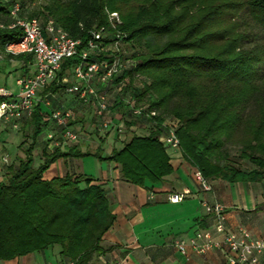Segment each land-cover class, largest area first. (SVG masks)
Returning <instances> with one entry per match:
<instances>
[{
  "label": "trees",
  "instance_id": "1",
  "mask_svg": "<svg viewBox=\"0 0 264 264\" xmlns=\"http://www.w3.org/2000/svg\"><path fill=\"white\" fill-rule=\"evenodd\" d=\"M15 1L20 16L36 18L42 27L52 20L79 39L80 48L101 27L105 43L120 34L122 55L134 64L113 79L109 112L130 136L106 155L81 151L76 142L45 146L33 167L47 111L37 102L23 114L19 125L29 128L28 143L19 144L22 156L0 181V260L58 245L63 259L86 264L92 253L105 251L101 238L114 214L103 184L83 174L44 179L60 158L112 161L125 181L152 186L173 172L168 147L159 139L172 129L182 157L207 180L264 179V0ZM8 10L0 0V20L6 23ZM112 12L120 20L114 27L108 21ZM20 34L16 27L0 28V51ZM13 58L25 62L30 56L3 53L0 64ZM78 61L76 55L65 59L41 95L63 92L60 79ZM131 107H141L142 114L133 115ZM236 161L250 167L239 168Z\"/></svg>",
  "mask_w": 264,
  "mask_h": 264
},
{
  "label": "crops",
  "instance_id": "2",
  "mask_svg": "<svg viewBox=\"0 0 264 264\" xmlns=\"http://www.w3.org/2000/svg\"><path fill=\"white\" fill-rule=\"evenodd\" d=\"M7 64H14V67L5 75L1 74L0 85L15 92L13 81L15 76L21 73L31 75L34 66L31 57L25 62L13 58ZM11 73L14 74L13 80H9ZM60 94L67 98L63 103ZM60 94L55 93L52 107L86 108L92 113L93 121H96L92 108L82 106L73 95L63 92ZM45 110L49 112V109L45 108ZM77 117L72 113L69 125L78 131L79 127L72 125ZM45 122L51 123V121ZM19 128L20 125L16 129L13 128L10 121H0V146L4 149L5 143H11L17 147L15 161H11L6 154L1 155L0 181L5 180L8 166L15 165L22 156L18 147L21 143L17 132ZM78 136V140L75 141L77 144L79 140L86 139L84 134ZM128 138L129 136H119L117 139L115 135L119 145L108 149L107 154L112 148H119ZM69 143L63 142L60 146ZM40 146L41 150L45 146L48 148L46 136H39L33 150V156L40 153L37 157L41 161ZM168 152L173 172L161 183L152 186H138L125 181L120 175L117 164L112 161L97 160L92 155H88L89 160L86 163H84L85 156L60 158L45 170L44 179L63 176L66 173L83 174L103 184L110 211L114 214V221L101 238V245L106 248L105 251L98 255L92 253L86 264H225L222 250H209L204 255L191 252L182 255L172 245L174 238L191 236L198 229L208 230L213 238L220 239L221 235L216 232L213 217L204 211L205 203L223 204L226 225L229 229L244 227L251 236L264 238V180L261 182L263 189L259 191L256 184L260 181L236 182L235 184L240 186H234V183L221 179H208L211 190L203 191L193 178L195 168L182 157L181 152L171 149H168ZM2 156H6L7 162L2 161ZM74 165L79 167L75 168ZM184 189H188L189 194L181 202L170 203L166 200L168 193L181 192ZM0 264H72V262L63 259L59 254V246L53 245L43 251L0 260ZM259 264H264V256L260 257Z\"/></svg>",
  "mask_w": 264,
  "mask_h": 264
},
{
  "label": "built area",
  "instance_id": "3",
  "mask_svg": "<svg viewBox=\"0 0 264 264\" xmlns=\"http://www.w3.org/2000/svg\"><path fill=\"white\" fill-rule=\"evenodd\" d=\"M9 4V22L0 20V28H19L20 36L7 42L3 53L10 56L19 54L29 55L32 59L34 72L31 75L18 74L14 79L16 91L0 85V121H10L13 128H18L23 114L29 115L34 105L39 102L49 112L44 115L45 121H51L60 130L63 142L78 140L77 130L69 125L72 113L68 109L52 107L54 93L41 95L44 88L56 80L62 62L76 55L79 61L71 68L70 74L60 79L62 91L75 96L83 106L93 109L94 118L100 129H107L112 119L110 117L109 89L113 79L134 64V60L124 57L121 51L120 34H114L109 43H105L106 33L103 27L91 32V37L86 41L85 47H79L81 41L73 39L65 30L48 20L44 27L36 18L20 16V5L15 0H3ZM108 21L114 27L119 23L115 12L108 14ZM98 56H101L100 58ZM133 115H141V107H131ZM150 111L149 115H154ZM121 125V124H120ZM160 141L173 151H179V140L172 129L167 134L160 136ZM49 149L58 147L61 142L54 138L52 132L46 134ZM2 161L7 162L6 156ZM193 178L203 191H210L211 186L202 173L194 169ZM188 189L181 192H170L166 200L170 203L181 202ZM204 211L211 215L215 222V229L221 237L213 238L210 231L198 229L191 236H178L173 239L172 245L182 255L191 252L204 255L209 250H222L225 264H259V259L264 256V238L253 237L244 227L231 230L226 225V215L223 204H203Z\"/></svg>",
  "mask_w": 264,
  "mask_h": 264
},
{
  "label": "rangeland",
  "instance_id": "4",
  "mask_svg": "<svg viewBox=\"0 0 264 264\" xmlns=\"http://www.w3.org/2000/svg\"><path fill=\"white\" fill-rule=\"evenodd\" d=\"M13 67H14V64H0V77H1V74L5 75ZM13 79H14V74L11 73L9 80H13ZM60 96L62 97L63 94H60ZM66 99L67 98L62 97L61 103L65 102ZM65 106L67 105L65 104ZM67 108L75 116H78L72 124L73 126L76 125L75 127H79L77 133L79 135H82V134L86 135L85 137L86 139L83 138L78 141L79 148L82 151L94 152L98 149L102 152L103 155H106L107 152L109 151L108 149H110L111 147H115L114 145L116 146L119 145L118 144L119 142L115 139V135L117 139L119 136H126V137L130 136L129 128H127L126 126L123 127V125L122 127L118 128L116 127L114 122L107 129H100L98 126V122L93 121L92 113L86 108L83 109L81 107H76V106L75 107L67 106ZM43 131L44 133H41L40 134L41 136H46V133L52 132L54 134V138L58 140L59 142H61V144L63 143L59 128L56 125H54L52 122L51 123L47 122L44 126ZM17 132L19 134L20 142L25 141V146H26V144L28 143L29 128H26V127L23 129L19 128ZM4 146H5L4 149L0 146V158H1V155L6 154V156H8V158H10L11 161H15L16 156H17L16 145L11 144V143H5ZM39 150L41 151V146ZM234 150L235 148H231L230 154L235 152ZM37 156H40V153H38L37 155L34 154L33 164H32L33 167H36L39 164L40 159ZM87 158L89 157L88 156L84 157V163H86L89 160ZM235 164L239 168H249L250 167L248 164H244L240 161H236ZM74 167L77 168L79 166L74 165ZM263 180L264 179H262L258 184H256L259 191L263 189V185L261 183ZM234 186H240V185L235 184Z\"/></svg>",
  "mask_w": 264,
  "mask_h": 264
}]
</instances>
